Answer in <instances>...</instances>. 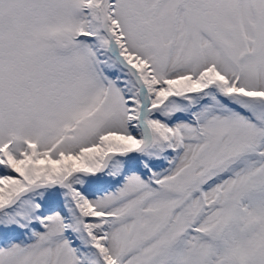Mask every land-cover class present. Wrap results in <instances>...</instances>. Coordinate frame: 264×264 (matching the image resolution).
Here are the masks:
<instances>
[{
	"label": "snow or ice",
	"instance_id": "obj_1",
	"mask_svg": "<svg viewBox=\"0 0 264 264\" xmlns=\"http://www.w3.org/2000/svg\"><path fill=\"white\" fill-rule=\"evenodd\" d=\"M0 264H264V0H0Z\"/></svg>",
	"mask_w": 264,
	"mask_h": 264
}]
</instances>
